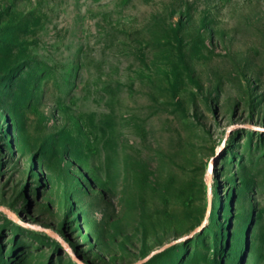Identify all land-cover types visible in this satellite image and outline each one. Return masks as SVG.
I'll return each mask as SVG.
<instances>
[{"label":"rangeland","instance_id":"1","mask_svg":"<svg viewBox=\"0 0 264 264\" xmlns=\"http://www.w3.org/2000/svg\"><path fill=\"white\" fill-rule=\"evenodd\" d=\"M0 264H264V0H0Z\"/></svg>","mask_w":264,"mask_h":264},{"label":"water","instance_id":"2","mask_svg":"<svg viewBox=\"0 0 264 264\" xmlns=\"http://www.w3.org/2000/svg\"><path fill=\"white\" fill-rule=\"evenodd\" d=\"M158 250H159V249L154 250V251H152L150 254H154V253H156Z\"/></svg>","mask_w":264,"mask_h":264}]
</instances>
